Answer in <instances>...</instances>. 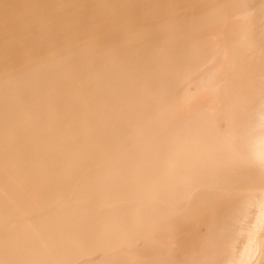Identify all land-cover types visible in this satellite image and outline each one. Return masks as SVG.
Wrapping results in <instances>:
<instances>
[{
  "label": "bare ground",
  "instance_id": "obj_1",
  "mask_svg": "<svg viewBox=\"0 0 264 264\" xmlns=\"http://www.w3.org/2000/svg\"><path fill=\"white\" fill-rule=\"evenodd\" d=\"M0 264H264V0H0Z\"/></svg>",
  "mask_w": 264,
  "mask_h": 264
}]
</instances>
